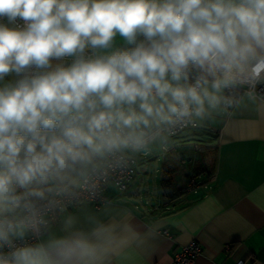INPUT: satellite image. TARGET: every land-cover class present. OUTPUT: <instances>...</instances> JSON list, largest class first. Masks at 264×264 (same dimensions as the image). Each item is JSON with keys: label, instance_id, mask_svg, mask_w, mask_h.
<instances>
[{"label": "clouds", "instance_id": "9594fccd", "mask_svg": "<svg viewBox=\"0 0 264 264\" xmlns=\"http://www.w3.org/2000/svg\"><path fill=\"white\" fill-rule=\"evenodd\" d=\"M259 84L264 0H0V264H91L106 227L13 237L123 153L238 105L226 91L264 102Z\"/></svg>", "mask_w": 264, "mask_h": 264}, {"label": "crops", "instance_id": "0c3cea01", "mask_svg": "<svg viewBox=\"0 0 264 264\" xmlns=\"http://www.w3.org/2000/svg\"><path fill=\"white\" fill-rule=\"evenodd\" d=\"M116 44H123L119 36ZM241 97L144 153L125 152L136 158L127 188L109 182L98 205L81 201L46 219L38 242L69 230L91 236L103 226L110 232L91 264H170L190 239L200 244L198 264H264V102ZM191 151L198 154L190 164ZM165 163L175 165L177 187L186 174L203 172L195 186L168 201L160 185ZM69 218L74 223L66 229Z\"/></svg>", "mask_w": 264, "mask_h": 264}, {"label": "built area", "instance_id": "2783aa9c", "mask_svg": "<svg viewBox=\"0 0 264 264\" xmlns=\"http://www.w3.org/2000/svg\"><path fill=\"white\" fill-rule=\"evenodd\" d=\"M248 91V86L244 85L237 89L226 91L225 95H232L239 99ZM256 92L258 97L264 96V84L256 86ZM229 109V108H228ZM227 109V110H228ZM199 125L198 119H194L191 123L176 126L171 134L167 137H175L179 135L186 128H194ZM161 148L163 151H167L169 147L166 144H162ZM141 151L140 153H144ZM136 167V158L133 155L123 153L122 157L117 161H113L108 165H105L97 173L90 176L87 181L80 180L77 185H73L70 189L59 196H50L49 199L53 201L51 205H48L42 209L41 217L43 221L46 219L52 220L56 214L67 208L72 207L78 202L86 201L98 205L103 200V190L105 186L111 182L115 185L118 190H124L127 188L131 180L133 179ZM201 178L200 174L196 177L191 178L188 183V188H192ZM47 205V202H41ZM18 215H24V213H18ZM44 223L38 224L37 229H29L25 232L22 238L13 237V246L20 247L25 245H32L39 241L40 234L43 231ZM11 248L4 246L0 248V255L7 256L11 252ZM200 251V244L195 239H190L187 243L182 245L180 250L174 255L170 264H198L196 257ZM237 264H250L249 262H239Z\"/></svg>", "mask_w": 264, "mask_h": 264}, {"label": "trees", "instance_id": "16d2710c", "mask_svg": "<svg viewBox=\"0 0 264 264\" xmlns=\"http://www.w3.org/2000/svg\"><path fill=\"white\" fill-rule=\"evenodd\" d=\"M180 158L182 159L183 157ZM175 172H177L175 165H170L168 163L162 164L160 185L162 189V196L165 200L168 201L173 200L183 194L188 188L187 185L190 182L191 178H195L197 174H201L203 172V169H196L190 175L186 174L184 185L178 187L175 186V183L173 181V174Z\"/></svg>", "mask_w": 264, "mask_h": 264}, {"label": "rangeland", "instance_id": "374dc122", "mask_svg": "<svg viewBox=\"0 0 264 264\" xmlns=\"http://www.w3.org/2000/svg\"><path fill=\"white\" fill-rule=\"evenodd\" d=\"M138 153V152H137ZM139 154V153H138ZM137 154V155H138ZM198 153H197V151L195 152H193V151H191L190 153H189V156H191V159L190 160H188V162L191 164V162H194V157L197 155ZM139 156V155H138Z\"/></svg>", "mask_w": 264, "mask_h": 264}]
</instances>
